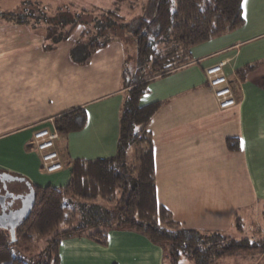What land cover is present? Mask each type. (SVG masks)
Returning <instances> with one entry per match:
<instances>
[{
    "label": "crops",
    "instance_id": "0c3cea01",
    "mask_svg": "<svg viewBox=\"0 0 264 264\" xmlns=\"http://www.w3.org/2000/svg\"><path fill=\"white\" fill-rule=\"evenodd\" d=\"M242 14L240 27L192 46L190 61L151 81L139 100L161 102L147 126L157 202L184 227L232 237L240 236L242 226L254 227V216L264 221V0H242ZM80 32L77 26L46 51L42 25L0 17V173L61 187L69 181L73 159L114 155L126 93L125 47L123 40H112L82 64L70 55ZM221 61L235 98L226 109L217 106L204 72ZM77 107L85 109L86 123L59 134L55 148L63 166L47 173L32 132ZM227 138L239 149H229ZM16 181L28 192L24 180ZM260 230L261 223L254 231ZM58 251L60 264L164 262L163 249L133 229H111L106 245L72 235L60 241Z\"/></svg>",
    "mask_w": 264,
    "mask_h": 264
},
{
    "label": "trees",
    "instance_id": "16d2710c",
    "mask_svg": "<svg viewBox=\"0 0 264 264\" xmlns=\"http://www.w3.org/2000/svg\"><path fill=\"white\" fill-rule=\"evenodd\" d=\"M150 1L154 7L151 15L119 24L124 34L134 40L135 55L132 65L125 63L122 68L126 93L120 106L114 155L93 160L73 159L69 181L61 187L36 186L19 177L33 189L34 202L13 232L0 227V264H27L12 257V247L30 245L49 234L45 254L36 264H60L58 247L63 238L79 235L106 245L111 229H133L144 234L163 249V264H179L181 257L193 264H215L240 254L263 252L261 240L184 227L157 202L152 140L147 126L160 109L161 102L139 104L151 81L190 61L192 46L228 33L244 23L242 0ZM49 10L40 6L36 13L27 15L0 11V17L16 24L35 26L45 23L42 25V47L50 51L70 36L80 23V14H85L86 10L73 14L55 13L49 18L54 24L45 16ZM25 18L36 21L30 23ZM114 26V23L103 28L98 26L95 32L84 26L70 52L71 58H76V50H82L79 61L86 64L96 50L112 40H124L114 33ZM104 28L107 29L104 31ZM85 123L86 111L82 107L67 110L54 118V127L61 135L80 130ZM226 145L231 150L239 149L233 138H227ZM69 197L80 201L101 200L106 206L79 222L77 211L64 203Z\"/></svg>",
    "mask_w": 264,
    "mask_h": 264
},
{
    "label": "rangeland",
    "instance_id": "374dc122",
    "mask_svg": "<svg viewBox=\"0 0 264 264\" xmlns=\"http://www.w3.org/2000/svg\"><path fill=\"white\" fill-rule=\"evenodd\" d=\"M40 6L50 9L49 11H46V15H44L48 18V22L51 24H54V21H50L49 18L53 17L55 13L73 14L75 12L77 13V11L81 13L82 10H86L85 14H80V23L73 28L74 30L78 26V29H81L80 34L84 30V26L91 28V30L95 32V27L99 26L100 28H103L109 26L110 23H114V27H116L114 33H117L118 36L124 37L123 45L125 47V62L130 66L134 60L135 42L128 34H124L123 29L119 28V24L129 22L136 17H143L145 14L149 16L154 11L153 2L150 0H0V11L2 12L24 13L27 15L30 13L32 14V12L36 13L37 7ZM25 20H29L30 23L36 21L32 18H25ZM44 24L40 23L38 25ZM105 29L107 28H104V31ZM81 55L82 50H79L76 56L79 58ZM8 184L9 186L7 188H9V190L20 192L27 191V186L20 181L8 182ZM14 203L18 204L19 200H15ZM64 203L77 211L79 222H82L84 217L89 214L95 213L100 208L106 206V203L101 200L96 202L80 201L73 197H69ZM242 222L244 225L245 221L243 220ZM253 222L255 224L254 227H251V223L247 226H242L240 236L235 238L261 240L264 243V230H260V232L254 231L260 223L264 228L263 218L261 215L259 218L256 215L253 217ZM238 230H240V225H238ZM50 236L51 234L47 237L37 238L30 245H14L11 249L12 257L20 259L27 264H36L41 258V255L45 254L47 249V239L50 238ZM45 258L46 256L43 257V260H45ZM179 264H193V262L185 257H181ZM215 264H264V250L258 254L244 253L229 257L222 259Z\"/></svg>",
    "mask_w": 264,
    "mask_h": 264
},
{
    "label": "built area",
    "instance_id": "2783aa9c",
    "mask_svg": "<svg viewBox=\"0 0 264 264\" xmlns=\"http://www.w3.org/2000/svg\"><path fill=\"white\" fill-rule=\"evenodd\" d=\"M224 64L225 61H221L205 68L204 71L207 83L220 109H226L235 104L233 92L223 70ZM58 138L59 133L54 127L53 120H50L48 126L39 127L32 132L33 144L40 153L41 162L47 173L58 171L63 166L59 152L55 148V141Z\"/></svg>",
    "mask_w": 264,
    "mask_h": 264
},
{
    "label": "water",
    "instance_id": "95a60500",
    "mask_svg": "<svg viewBox=\"0 0 264 264\" xmlns=\"http://www.w3.org/2000/svg\"><path fill=\"white\" fill-rule=\"evenodd\" d=\"M16 180L22 181V178L7 173H0V182L2 183V189L4 191L3 193L0 191V227L7 228L11 232H13L15 226L27 216L34 202L33 189L30 187L25 194L14 195L12 192L6 190V183ZM8 199L10 201H8ZM15 200H19V207L13 209L8 208Z\"/></svg>",
    "mask_w": 264,
    "mask_h": 264
},
{
    "label": "flooded vegetation",
    "instance_id": "af4514ba",
    "mask_svg": "<svg viewBox=\"0 0 264 264\" xmlns=\"http://www.w3.org/2000/svg\"><path fill=\"white\" fill-rule=\"evenodd\" d=\"M1 183V182H0ZM7 184V183H6ZM6 190H8L7 189V187H6ZM0 191L3 193L4 191H3V189H2V183H1V186H0ZM9 191V190H8ZM14 195H17L16 193H13ZM18 194H25V193H18ZM8 201H10L9 199H8ZM8 201H6V202H8ZM15 202V201H14ZM13 202V204L10 206V207H8V208H18L19 207V205H20V203H18V204H15Z\"/></svg>",
    "mask_w": 264,
    "mask_h": 264
}]
</instances>
